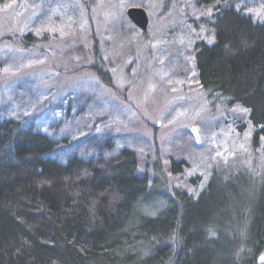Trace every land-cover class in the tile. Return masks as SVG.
<instances>
[{
  "label": "trees",
  "instance_id": "obj_1",
  "mask_svg": "<svg viewBox=\"0 0 264 264\" xmlns=\"http://www.w3.org/2000/svg\"><path fill=\"white\" fill-rule=\"evenodd\" d=\"M246 5L260 4L196 0L191 22L210 39L193 42V69L209 96L247 110L264 142V21ZM37 117L5 118L0 107V264H258L264 177L214 172L196 198H155L134 151L93 126L57 140Z\"/></svg>",
  "mask_w": 264,
  "mask_h": 264
},
{
  "label": "rangeland",
  "instance_id": "obj_2",
  "mask_svg": "<svg viewBox=\"0 0 264 264\" xmlns=\"http://www.w3.org/2000/svg\"><path fill=\"white\" fill-rule=\"evenodd\" d=\"M195 2L0 0L3 117L38 116L35 125L57 140L93 126L116 149L135 152L155 198L174 190L196 198L214 172L264 177V142L254 138L247 110L209 96L196 80L192 44L210 38L191 22ZM259 6L245 11L264 21ZM128 8L146 12L145 32L128 20ZM29 35L33 45H21ZM170 161L184 165L172 171Z\"/></svg>",
  "mask_w": 264,
  "mask_h": 264
},
{
  "label": "water",
  "instance_id": "obj_3",
  "mask_svg": "<svg viewBox=\"0 0 264 264\" xmlns=\"http://www.w3.org/2000/svg\"><path fill=\"white\" fill-rule=\"evenodd\" d=\"M126 16L129 21L135 25L141 32L147 29L148 16L146 12L141 8H128Z\"/></svg>",
  "mask_w": 264,
  "mask_h": 264
}]
</instances>
